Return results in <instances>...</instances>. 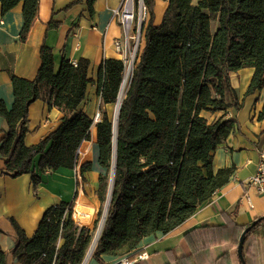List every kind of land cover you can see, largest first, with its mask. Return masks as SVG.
Wrapping results in <instances>:
<instances>
[{"label":"trees","instance_id":"16d2710c","mask_svg":"<svg viewBox=\"0 0 264 264\" xmlns=\"http://www.w3.org/2000/svg\"><path fill=\"white\" fill-rule=\"evenodd\" d=\"M0 1L2 14L23 2L25 41L39 0ZM143 1L147 17L117 127L108 115L97 123L100 164L107 170L97 189L103 202L116 153L109 209L91 254L101 264L103 255L133 257L144 237L174 231L229 182L234 168L215 172L213 153L237 123L236 118L215 114L243 107L230 73L252 66L255 73L246 95L264 88V0H169L159 24L154 22L155 0ZM58 27L53 19L47 25L48 30ZM40 56L34 79L8 70L15 96L12 107L0 99L5 123L0 129V171L12 177L31 174L35 193L41 174L79 165V147L94 123L80 108L94 81L90 61L82 58L73 64L63 59L56 72L53 50L45 41ZM125 73L123 58L104 60L99 72L102 103L118 102ZM38 99L58 107L63 117L54 131L28 146L29 108ZM91 169L90 160L79 165L83 178ZM73 207L74 201L48 207L32 236L10 218L16 244L11 253L0 248V264H10V256L21 264H83L104 208L94 223L82 224L74 218Z\"/></svg>","mask_w":264,"mask_h":264},{"label":"crops","instance_id":"0c3cea01","mask_svg":"<svg viewBox=\"0 0 264 264\" xmlns=\"http://www.w3.org/2000/svg\"><path fill=\"white\" fill-rule=\"evenodd\" d=\"M120 2L39 0L37 17L27 39L22 41L25 25L23 2L2 14L0 1V99L8 108L15 100L9 69L19 77H36L41 66V45L45 41L53 50L56 72L63 59H69L73 64L82 58L90 61L89 76L94 81L89 85L87 98L80 108L92 118L101 108L102 116L112 118L115 104L102 103L99 72L105 59L123 58L115 41L124 39V31L119 18L113 16V10ZM168 3L169 0H155L156 24L162 21ZM52 19L59 23V27L48 30L47 25ZM254 73L252 66L230 73L231 84L237 90L243 107L240 110L230 107L227 112L215 114L237 120L226 141L213 153L215 172L234 168L229 182L180 227L169 233L159 231L144 237L135 251L138 254L121 257L136 260L139 255L147 253V258L135 264H243L236 241L244 232V226L248 227L264 217V194L248 184V179L257 169L264 142V88L246 95ZM62 117L63 112L58 107H49L42 99L34 101L29 108L25 143L28 146L38 144L59 126ZM97 123H93L89 136L78 150L79 165L85 160L92 162V169L85 173L84 178L79 173V165L73 169L47 171L41 174L42 183L35 193L31 174L12 177L0 171V248L3 251L11 253L16 244L10 218H14L26 234L32 236L46 209L62 201H74V212H79V204L87 206L92 211L81 223H93L101 207L97 195L100 176L107 171L100 164ZM4 126L0 117V129ZM39 159L40 155L34 159L35 169H38ZM121 257L103 255L102 264H112ZM244 258L246 264H264V222L245 241ZM9 262L21 264L11 256ZM83 264L101 263L90 256Z\"/></svg>","mask_w":264,"mask_h":264},{"label":"built area","instance_id":"2783aa9c","mask_svg":"<svg viewBox=\"0 0 264 264\" xmlns=\"http://www.w3.org/2000/svg\"><path fill=\"white\" fill-rule=\"evenodd\" d=\"M113 16L119 18L124 31V39L116 40L115 46L116 49L123 54V59L126 64V73L123 81V84L125 82L126 86L127 83L129 84V81L131 79L135 58L140 45L139 43L142 39L143 22L147 17V11L146 7L144 6V1L121 0L119 6L113 10ZM132 40H137V44H135V48L133 50L130 45V41ZM116 112L117 109L114 114V121H116ZM102 114V109H98L93 117L94 123L102 120ZM248 184L251 187L255 188L260 194H264V142L262 148L260 149L257 169L255 173L248 179ZM73 216L79 222H85L88 218L85 216H81L80 213L76 211L73 212ZM145 258H147V253L139 255L138 259L136 260H133L129 257H121L112 264H135L138 260L141 261Z\"/></svg>","mask_w":264,"mask_h":264},{"label":"water","instance_id":"95a60500","mask_svg":"<svg viewBox=\"0 0 264 264\" xmlns=\"http://www.w3.org/2000/svg\"><path fill=\"white\" fill-rule=\"evenodd\" d=\"M123 85V84H122ZM120 95H121V92H120ZM120 98V96H119ZM122 103V102H121ZM118 118V116H117ZM117 118H116V127H117ZM115 170H116V153H115V156H114V164H113V167H112V173H111V178H110V191H109V195H108V198H107V201H106V205H105V208H104V211H103V215H102V219H101V222L99 224V228H98V231L94 237V240H93V244L90 248V251L88 253V257L91 256L93 250H94V247L98 241V238L100 236V233L103 229V226H104V222H105V219H106V216H107V213H108V209H109V204H110V200H111V193H112V186H113V181H114V176H115ZM264 218V217H263ZM263 218H259L255 221H253L245 230L244 232L242 233L241 237H240V241H239V245H238V254H239V257L241 259V261L243 262V264H246V261H245V258H244V245H245V241H246V238H247V234L249 233V231L254 228L257 223L263 219Z\"/></svg>","mask_w":264,"mask_h":264},{"label":"bare ground","instance_id":"6f19581e","mask_svg":"<svg viewBox=\"0 0 264 264\" xmlns=\"http://www.w3.org/2000/svg\"><path fill=\"white\" fill-rule=\"evenodd\" d=\"M124 81V80H123ZM124 93H125V82H124V84H123V88H122V92H121V95H120V98H119V102H117L116 104H115V107H116V109H117V112H116V118H117V116H118V114H119V110H120V107H121V102H122V99H123V96H124ZM112 105H114V104H112ZM113 107V106H112ZM114 108V107H113ZM113 110V109H112ZM114 113V112H113ZM116 122V121H115ZM95 206V205H94ZM77 210L79 211V213H80V215L81 216H85V217H87L89 214H90V212L92 211L91 209H89L87 206H85V205H83V204H79L78 205V208H77ZM91 218V217H90ZM90 221V220H89ZM92 222V221H91ZM94 223V222H93Z\"/></svg>","mask_w":264,"mask_h":264},{"label":"rangeland","instance_id":"374dc122","mask_svg":"<svg viewBox=\"0 0 264 264\" xmlns=\"http://www.w3.org/2000/svg\"><path fill=\"white\" fill-rule=\"evenodd\" d=\"M139 13V12H138ZM141 41V40H140ZM135 44H137V40H132V41H130V45H131V47H132V50L135 48ZM140 44V43H139ZM140 46V45H139ZM127 86H128V83L126 84V86H125V90H126V88H127ZM123 87V86H122ZM115 111H116V107H115V110H114V114H115ZM113 118H114V115H113ZM110 176H111V173H110ZM101 203H100V206L102 207V208H105V205H106V201H100Z\"/></svg>","mask_w":264,"mask_h":264}]
</instances>
